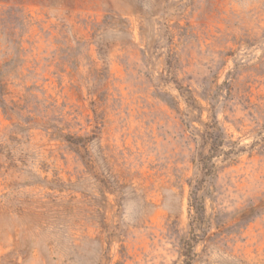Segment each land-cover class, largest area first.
<instances>
[{
  "label": "rangeland",
  "instance_id": "374dc122",
  "mask_svg": "<svg viewBox=\"0 0 264 264\" xmlns=\"http://www.w3.org/2000/svg\"><path fill=\"white\" fill-rule=\"evenodd\" d=\"M0 264H264V0H0Z\"/></svg>",
  "mask_w": 264,
  "mask_h": 264
},
{
  "label": "trees",
  "instance_id": "16d2710c",
  "mask_svg": "<svg viewBox=\"0 0 264 264\" xmlns=\"http://www.w3.org/2000/svg\"><path fill=\"white\" fill-rule=\"evenodd\" d=\"M199 184V183H198ZM198 184H190L191 185V193H190V202H189V208L190 213L192 215V220L195 221L202 217L205 213V204H204V197L200 194L199 191V185ZM194 212V214H192ZM193 241H186L187 249L185 254L190 258V253L192 252V249L194 248Z\"/></svg>",
  "mask_w": 264,
  "mask_h": 264
}]
</instances>
